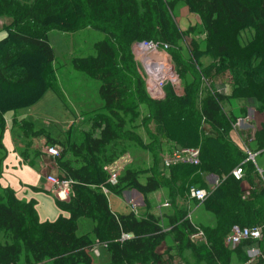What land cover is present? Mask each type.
<instances>
[{
	"label": "trees",
	"instance_id": "obj_1",
	"mask_svg": "<svg viewBox=\"0 0 264 264\" xmlns=\"http://www.w3.org/2000/svg\"><path fill=\"white\" fill-rule=\"evenodd\" d=\"M176 1L199 18L207 34L214 33L218 21H225L238 31H253L250 45L264 41V0H0V16L12 19L0 33V138L6 114L29 108L49 89L59 91L48 31L90 28L103 35L94 44V55L72 59L74 69L99 81L101 105L92 111L89 128L75 139L77 123L61 137L43 127L36 129L30 120L18 123L25 137L43 136L48 145L60 149L56 169L72 181L71 193L67 200L56 198L60 214L55 221L40 222L34 200H20L9 187L1 188L0 264H19L22 255L25 264H103L93 258L97 243L107 248L109 264H163L174 256L183 264H231L233 255L244 264L246 250L264 247V186L257 183L255 163L244 161L241 145L230 137L236 117L224 110L231 98L251 84L264 89V54L253 48L246 56H233L224 46L217 51L207 46L204 50L188 47L185 56L181 45L185 34L173 14ZM142 41L166 46L181 78L190 77L179 93L170 85L161 99L146 93L132 52V45ZM207 56L210 61L203 65ZM218 78L224 79L222 86L232 87L231 93L214 90L199 98L202 85L216 86ZM142 106L147 113L139 125L147 142L126 119H137ZM259 134L264 135V127ZM126 142L147 151L151 164L125 168L111 185L104 166L121 156L124 151L117 147ZM164 143H170L169 149H199L198 164L165 168ZM258 144L263 148L264 139ZM256 151L263 153L264 148ZM241 163L244 174L237 180L231 171ZM207 173L219 176L216 186L205 183ZM103 188L115 194L137 190L144 196V210L114 213ZM192 188L206 190L203 201L192 199L215 217L213 226L193 224L188 210L178 204L190 196ZM160 189L167 190L169 207L168 212L155 215L147 196ZM82 218L90 219L93 227L78 235ZM235 224L261 225V240L225 246V236ZM198 232L202 237L193 238ZM169 237L175 255L171 247L158 251ZM184 250L191 252V262L181 256Z\"/></svg>",
	"mask_w": 264,
	"mask_h": 264
},
{
	"label": "rangeland",
	"instance_id": "obj_2",
	"mask_svg": "<svg viewBox=\"0 0 264 264\" xmlns=\"http://www.w3.org/2000/svg\"><path fill=\"white\" fill-rule=\"evenodd\" d=\"M19 1L31 2L33 0ZM173 14L177 24L185 34L183 41L181 42L185 56H188V47L204 50L207 46L212 47L215 51H217L218 47L224 46L226 51H229L233 56H246L253 48L259 49L264 54V41L261 39L253 41L254 43L250 45V41L254 38L253 31H238L230 23L218 21L216 23L214 33L207 34L203 30L199 18L196 15L189 13L185 4L181 1H176ZM11 21L12 19L9 16H0V33L2 29ZM102 37L103 35L101 32L90 28L74 32H62L56 29L49 30L48 39L55 56L54 67L56 69V83L59 91L55 93L53 90L49 89L35 104L27 109L17 111L24 117H27V119L17 117L15 121L18 123H25V121L31 120L33 121L36 129L43 127L45 130H50V128L56 123H61L62 128L65 124V127L68 128L69 122L76 120L75 122H77V124L73 127V137L75 139L78 138V135H80L82 130L88 129L92 111L101 105V100L98 94L99 81L88 76L84 72L74 69L72 66V59L76 57L94 55V44L102 39ZM209 61L210 57H203L202 64L204 65ZM137 65L140 73L144 75L143 65L141 66L140 62L137 63ZM156 67V73L161 74L164 77L161 89V93L163 95H165L164 90L167 85L172 86L174 90L179 93L182 90L183 85L190 82V77L187 75L181 78L175 63L171 60L168 54H166V59L165 57H161L160 61L157 62ZM146 78L147 76L145 79ZM222 81H224L223 78H218L216 81L218 82L217 85L213 87L209 84L202 85L198 95L199 98L206 96L208 92L214 90H219L224 94H230L232 87L229 84H227L228 86H222ZM262 87L263 86L259 87L251 84L248 88L239 91L240 93L238 94V97L232 99L231 102V105L237 104L239 106V103H243L255 107V116L249 122L250 127H247L246 129V132H248L251 136L248 137V140H245V142L247 141V144L249 145L252 137H254V139L256 137L257 140L255 142L252 140L250 145L253 150L264 148L260 147L258 144V140L264 139V135L259 134L260 130L264 127V89H262ZM152 95L155 96L157 93H152ZM146 113V108L142 106L139 109V117L137 119L133 121H131L129 117H126V119L128 122H131L127 123L130 127L136 126V132L143 139L148 140L142 127L139 125L142 116H145ZM242 114H244V116L246 115V111L244 109ZM66 117L70 119L67 120ZM7 121L9 123V120L5 119V122ZM58 126L60 125H57L56 127ZM237 128H241L240 123L237 124ZM51 131L52 133L57 134L59 130L52 127ZM63 131L62 129L60 130V132ZM17 134L21 136L22 132L19 130ZM40 148L42 147L40 146ZM42 149H44V146ZM120 150L124 151L121 155H126L131 160V162L125 166L126 168L130 167L132 169H142L147 168L151 164V158L148 152L137 147L132 142H126L123 146L118 145L117 151L120 152ZM255 161L259 169L264 171V152L257 153ZM3 162V158L0 157L1 185L8 183V181L9 183L11 182L8 175L9 173H7V168L3 166ZM22 164L24 165V162H22ZM143 181L144 180H142V182ZM166 192V190H162L163 195H166ZM113 194L114 193L111 192L107 194L109 205L111 204V195ZM155 199L154 195L150 196V200H152L154 204L156 203ZM139 206L141 205L137 204L136 208L141 210L142 208ZM160 214H162V212L158 215ZM209 218H213V216L203 207L193 210L192 221L194 223L198 225H208L210 221ZM161 223L164 228H167L166 221L164 219L161 220ZM92 227L93 223L90 219L82 218L78 220L77 234L80 235L86 233L91 230ZM169 241L171 240L168 239L167 242ZM19 264H25V258L23 255L20 258Z\"/></svg>",
	"mask_w": 264,
	"mask_h": 264
},
{
	"label": "crops",
	"instance_id": "obj_3",
	"mask_svg": "<svg viewBox=\"0 0 264 264\" xmlns=\"http://www.w3.org/2000/svg\"><path fill=\"white\" fill-rule=\"evenodd\" d=\"M224 86H228V85L226 84ZM232 99L234 98H231L230 101L226 103L224 107V110L226 112H230L236 117V123L233 126V130L231 131L230 137L239 146L241 145L240 146L242 150L241 152L242 154L245 155L243 143H245L244 140L245 137L251 136L250 134H248V132H246V129L247 127H250L249 122L255 116V107L243 103H239V106L237 104L231 105ZM243 109L246 111L245 116L244 114H242ZM17 117L27 119V117H24L19 112L8 113L5 115V119L9 120V123L8 121L6 122V126L0 138V157H2L4 160L3 166L7 168V173H9L8 175L11 182L9 183L8 181V183H5L4 185L0 184V189L3 187H9L10 189H12V191L14 192L15 196L18 199L24 201L34 200L35 209L37 211V215L40 222H46V221L53 222L58 218L60 214V209L56 203L57 197L53 193V187L49 182L46 181L45 174L50 173L54 176H60L61 172L56 168L46 171L45 166L46 164H48L49 160H48V156L44 152L45 146L47 144L45 137L41 136V137L28 138L25 137L23 133L21 134V136L18 135L17 132L20 129L18 127V122L15 121ZM66 119L69 120L70 118L68 119L66 117ZM238 123H240L241 126L240 129L237 128ZM57 125L60 126L56 127ZM63 126L64 127L62 128L61 123H56L52 126L59 130L57 134L52 133L51 131L52 127L48 131H50L51 135L54 137H61L64 135L63 130L67 129L65 127V124ZM60 128L62 129L63 132H60L61 130ZM205 128L207 130L209 129L208 126H205ZM252 139H254V137H252ZM143 140L147 142V140L145 139ZM250 145L251 143L249 144V147L251 148L252 151H254L255 153L256 152L259 153V151H256L255 149L253 150ZM40 146L42 148L44 146V149L40 148ZM163 146L164 147L163 150L161 151V158L167 153L168 150H170L169 149L170 143H164ZM22 162H24V165L22 164ZM255 165H256L255 170L257 169L256 178L258 179L257 175H259L258 174L259 171H261L263 175H264V171L259 169L258 165L256 164V161H255ZM204 181L208 186L214 187L219 182V176L214 173H207L204 176ZM244 183L248 184L246 182ZM252 188L254 187L251 186L248 189L250 190ZM162 190L163 189H160L147 196L148 202L150 203L151 212H153L155 215H158L160 212H168V207H169L168 192H166V195H163ZM152 195H154L156 198L155 204L152 202V200H150V196ZM111 196H112V201L110 204V208L116 214L125 213L132 209L138 210L136 208L137 204L141 205L139 207L142 208L139 211H143L145 208L144 196L135 189H127L122 191L118 195L114 193ZM178 204L180 205V207H183L188 210V215L189 218L191 219V222L193 224H196L192 221L193 210L203 206L200 203L195 202V200H193L190 196H187L185 199L178 200ZM209 219L210 221L208 225L213 226L215 224V217L213 216V218H209ZM199 225H203V224H199ZM168 239L171 240L170 237ZM167 240L163 243V245H161V247H159L158 251L162 253L164 252L166 247H171L172 250L170 251V253L175 255L176 254L175 244L172 242V240L169 242H167ZM94 249L97 251V253L94 254L93 256L94 261L103 264H109L110 261L109 252L107 251L105 245L99 243L95 244ZM181 256L187 262L192 261L191 252L189 250H184ZM163 264H183V261L181 262V260L178 257L174 256V259L172 261H168V262L166 261V263ZM199 264H203V262ZM231 264H242V263L238 262L236 257L233 255L231 259Z\"/></svg>",
	"mask_w": 264,
	"mask_h": 264
},
{
	"label": "built area",
	"instance_id": "obj_4",
	"mask_svg": "<svg viewBox=\"0 0 264 264\" xmlns=\"http://www.w3.org/2000/svg\"><path fill=\"white\" fill-rule=\"evenodd\" d=\"M163 48V49H162ZM164 47H159L157 43L152 41H142L136 42L132 45V52L134 55V59L137 63L140 62L141 66L144 68V75H142L145 88L150 97L155 99H161L164 95L161 93L162 84L164 77L161 74L156 73L157 62L160 61L161 57H165L166 52ZM139 61V62H138ZM147 78L145 79V77ZM152 93H157V95L153 96ZM164 93V91H163ZM163 96V97H162ZM76 120H72L69 122V126L75 122ZM244 153L246 158L244 161H252L255 163L254 158L256 153L251 150L249 145L245 142L243 143ZM45 154L48 156V164H46L45 168L47 170H52L57 167L56 159L60 156V149L55 145H46L44 149ZM199 157V149H175L171 148L170 151L162 157V163L165 168H168L171 165L180 164V163H189V164H198ZM131 162L130 158L126 155H121L117 159H115L112 163L104 166L108 177L107 182L111 185H115L117 179L121 172L126 168L125 166ZM125 167V168H124ZM124 168V169H123ZM49 172V171H48ZM257 172V169L255 170ZM232 176L240 180L243 178L244 169L242 167V163L237 165L231 171ZM257 175V183L259 185L264 186V175L259 171ZM45 179L49 182L53 187V193L60 200H67L71 193V184L72 181L69 179L61 178L59 176H54L50 173L45 174ZM104 193L108 194V190L106 188L102 189ZM252 190V189H251ZM248 190L245 192V197L250 194ZM190 197L196 199L197 201H203L206 197V190L202 188H192L190 190ZM202 237V232H198L193 236V238L199 239ZM262 238V226L254 225V226H240L233 225L225 236L224 244L230 248H234L240 245L244 240H261ZM98 244V243H97ZM95 246V245H94ZM92 253L96 254L97 251L92 248ZM246 255L248 260L244 264H250L254 262H260L261 260L264 262V247H252L246 250Z\"/></svg>",
	"mask_w": 264,
	"mask_h": 264
}]
</instances>
